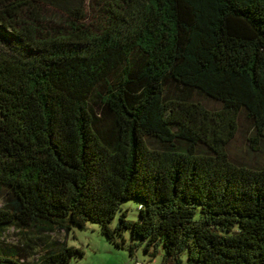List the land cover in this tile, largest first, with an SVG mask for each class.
<instances>
[{"label": "trees", "instance_id": "trees-1", "mask_svg": "<svg viewBox=\"0 0 264 264\" xmlns=\"http://www.w3.org/2000/svg\"><path fill=\"white\" fill-rule=\"evenodd\" d=\"M89 222L264 264V0H0V264H69L41 236Z\"/></svg>", "mask_w": 264, "mask_h": 264}, {"label": "rangeland", "instance_id": "rangeland-1", "mask_svg": "<svg viewBox=\"0 0 264 264\" xmlns=\"http://www.w3.org/2000/svg\"><path fill=\"white\" fill-rule=\"evenodd\" d=\"M247 143L244 133L239 134L232 143L233 152L245 156V147H247ZM123 208L128 210V219L138 220L139 210L137 203L132 200L125 201L123 203ZM118 221L119 216L114 219L112 226H116ZM10 230L12 232V229ZM31 237L33 238L34 236L31 235ZM41 238H43V240L45 239L43 242H39L41 245L52 242L54 239H64L68 245L75 246L84 251L82 257H74L69 264H159L163 255L162 248H160V253L156 256H152L150 253L146 252L145 243L139 238H134L130 231L125 233L124 239L118 237V241L122 244V246L118 247L110 242L101 232L98 224L92 222H89L84 229L71 225L67 234L63 230H60L49 234H43ZM10 239L16 240L17 237L13 236V238L10 237ZM123 240H125V242ZM131 246H135L133 255H131L130 252ZM35 247V250L32 251L30 255L31 260L37 258L39 255L38 246Z\"/></svg>", "mask_w": 264, "mask_h": 264}]
</instances>
